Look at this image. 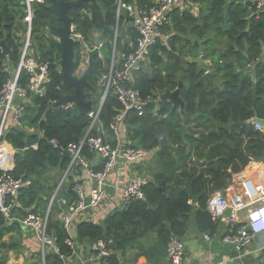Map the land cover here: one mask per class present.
<instances>
[{
    "label": "trees",
    "instance_id": "1",
    "mask_svg": "<svg viewBox=\"0 0 264 264\" xmlns=\"http://www.w3.org/2000/svg\"><path fill=\"white\" fill-rule=\"evenodd\" d=\"M22 1L0 0V39L9 48L7 56L0 49V89L19 64L22 30L26 27ZM152 2L122 0L136 9L149 8ZM181 3L186 7L170 9L166 23L160 28L161 35L168 39L159 38L148 60L132 75V86L148 101L144 114L128 113L115 134L114 119L121 106L115 97L108 95L98 115V126L106 145L116 148L117 140L121 139L128 147L147 151L150 158L138 164L141 172V165H148L142 173L148 181L142 188L144 201H133L126 209L110 215L103 225L83 222L75 227L74 237L90 246L99 240L112 242L114 254L105 259L107 264H118L119 255L138 247L136 240L154 231L158 244L152 250L157 253L162 248L165 250L170 236L180 239L185 236L194 208L198 231L213 237L217 221L206 211L208 197L225 188L233 174L264 160V132L255 129L250 122L255 117L264 120V11L258 13L251 2L243 0H181ZM49 5L50 2L44 0V4L34 8L30 36L34 29L41 30L43 49L36 58L49 63L51 78L58 71L59 58L58 54L47 53L48 42L40 22L47 19L51 25L60 26L61 21ZM85 5L86 11L72 8L67 16L90 47L98 36L101 56L94 58V67L102 76L110 62L114 26L118 23L119 31L124 25L128 28L124 33L129 36L128 40L117 37L115 41L116 50L121 53L129 54L134 50L136 34L129 26V18L122 15L117 21L116 0H88ZM168 51L181 59H196L202 53L213 61V73L218 81L205 78L203 66L167 58ZM74 60L77 66L79 48ZM97 81V75H89L88 82L95 92L86 87V101L94 102L101 97ZM25 82L27 77L20 78L21 84ZM180 83L183 114L168 102L158 103V95L174 92ZM70 92L71 89L59 84L32 95L24 110L23 127L8 128L2 137L16 151L14 167L7 175L28 181L30 185L20 191L10 212L11 223L0 213V254L13 248L2 239L9 231L20 228V220L29 213L45 214L67 170L69 159L50 141L55 139L62 147L78 143L91 123L88 115L75 108L50 109V103ZM183 115L188 116L189 135L185 141L180 136ZM25 127L34 132L28 133ZM91 135L98 136L96 129ZM160 138H165L174 151L163 148L153 154ZM81 153L86 160H94L95 155L87 146ZM208 161L209 165L197 167L198 162ZM100 168L101 165H96L93 170ZM75 172L80 173L81 167L71 169L51 204L47 233L56 238L59 253L46 252L45 264H61L60 256L68 258L71 254L72 228L66 229L53 213L62 215L76 201L72 191ZM195 176L191 190L194 195H201L196 206L189 203L183 188V183ZM59 200L64 202L60 205ZM8 224L11 227H7ZM138 253L149 259L147 253ZM0 264H4L2 258Z\"/></svg>",
    "mask_w": 264,
    "mask_h": 264
},
{
    "label": "built area",
    "instance_id": "2",
    "mask_svg": "<svg viewBox=\"0 0 264 264\" xmlns=\"http://www.w3.org/2000/svg\"><path fill=\"white\" fill-rule=\"evenodd\" d=\"M23 1L25 11L23 23L27 30L22 34L24 37H22L21 41L19 64L0 89V173L3 174L0 176V213L8 220V223L13 221L10 217V212L20 191L27 188L30 184L28 181L15 179L7 175L13 169V167H9L13 156L9 155L1 146L3 141H5L2 137L6 121L9 118L12 128L21 129L23 127L24 110L30 97L41 94L43 90L39 91L40 85L50 79L49 63L37 60L34 51L31 49L30 41L34 8L37 5L44 4V0ZM243 1L251 2L258 13L264 11V0ZM175 6L186 7L184 4L182 5L181 0H153L149 8L136 9L133 5L122 3V0H116V19L117 21L119 20L120 16L123 15V11L127 13V18L130 21L129 26L136 34L135 48L129 54L117 52L115 41L120 36L117 23L114 27V41L107 71L98 79V89L101 97L97 107H93V111L87 114L91 119V123L86 130L85 136L78 143H71L66 147L59 145L55 139L50 141V144L61 154L63 152L70 154L69 165L62 176L63 181L75 166H80L90 180V187L87 193L81 181L74 182L72 191L76 196V201L68 207L66 215L62 214L58 218L66 229L69 228L74 215L83 211L93 210L102 202L106 180L113 172L118 159L138 164L149 154L145 150L128 147L121 139L117 140L116 148H111L106 143L102 147L99 136H92L91 131L96 129L99 132V129H101L98 126V115L108 95L115 97L121 106V110L114 119L113 131L115 134L118 132L119 124L128 113L133 112L137 116L144 114L148 101L132 86V75L140 69L142 63L148 60L150 51L157 43V40L161 37L165 40L168 39L166 35H161L160 28L166 23L170 9ZM70 38L78 43L76 48H79L80 61L75 68L74 76L80 78L88 66L87 53L94 48V45L90 47L73 24L70 28ZM196 59L202 62L204 74L207 72L212 73L214 64L211 59L206 58L202 53ZM35 70H39L40 74L37 75ZM22 77H27V82L24 84L20 83V78ZM14 101H17L15 106H13ZM53 103L50 104L52 105ZM67 108H73V106L69 104L62 107V109ZM252 125L255 129L264 132V128H260L256 123L252 122ZM84 146H87L90 152L98 158L96 161L90 162L82 156L81 152ZM261 162L263 172L259 179H255L251 171V173L247 174L241 173L242 171L240 174H233L231 182L222 190L213 192L206 203V211L214 221L224 218L226 211H230L227 217L229 224L221 237V243L233 249L235 264H249L244 262L245 257L249 254H257L264 260V244L258 243L251 251L248 250L250 245L258 239V236L264 234V160ZM256 163L253 162L250 165L252 166ZM96 165H101L100 170H93ZM233 177L237 178L233 180ZM147 182L144 176L139 175L133 176L127 182L122 191L123 210L133 201L145 200L142 188ZM57 190L58 188L53 193L43 216L29 213L24 219L19 221L21 225L34 231L40 245L42 264H44L47 251L55 254L59 253L56 238L47 233L48 215ZM241 215H243L242 220L240 219ZM203 238L207 242L212 241V237L208 235H203ZM69 245L71 247L70 242ZM111 245V241H97L90 247L88 261L107 264L105 259L114 254ZM165 255L168 264H184V247L180 238L176 236L169 237L165 247ZM67 259V257L60 256L61 264H69ZM22 264L32 263L26 262Z\"/></svg>",
    "mask_w": 264,
    "mask_h": 264
},
{
    "label": "crops",
    "instance_id": "3",
    "mask_svg": "<svg viewBox=\"0 0 264 264\" xmlns=\"http://www.w3.org/2000/svg\"><path fill=\"white\" fill-rule=\"evenodd\" d=\"M127 25H124L121 28V38L128 40L129 36L124 34L127 30ZM18 34V33H17ZM214 70V68H213ZM212 70V73H213ZM214 74V73H213ZM215 81H218L214 77ZM30 103V100L27 104ZM17 104V101H14L13 106ZM1 119V114H0ZM8 128H12L11 120L8 118L6 121V126L4 133ZM28 133H33V129L24 128ZM4 150L12 157L10 160L9 167H14V155L16 151L14 148L8 144L6 141H3L2 145ZM98 158L94 156V161ZM149 161L150 158L146 157L142 161ZM141 161V162H142ZM145 163V162H144ZM142 163V164H144ZM149 162H147L148 164ZM139 164V163H138ZM138 164H132L126 162L122 159H118L117 164L113 172L106 180L105 184V193L102 202L93 210L83 211L72 217L70 227L73 233L71 237V254L68 257L67 261L69 264H99L91 263L88 261L90 245L84 241L79 240L75 236V227L79 223L89 222L96 225H103L104 221L113 213L123 210L122 205V191L125 188L127 182L135 175L142 176L143 171L148 165H141L142 172L139 171L140 167ZM251 165H248L242 170L241 173H249ZM240 174V173H239ZM50 175V174H49ZM74 182L81 181L84 185L86 193L90 187V180L81 170V172H75L72 174ZM144 176V175H143ZM49 177V176H48ZM237 177H233L235 180ZM61 181V179H60ZM59 181V183H60ZM59 185V184H58ZM64 201L59 200L61 205ZM190 203V202H189ZM191 204V203H190ZM196 206L195 204H191ZM48 208V207H47ZM47 210V209H46ZM66 211V210H65ZM63 212V214L65 213ZM195 208L190 215V220L188 224V230L184 237L181 238V242L184 247V264H210L224 262L226 264H235L233 260L235 253L230 246H226L221 243V237L224 233V230L229 224L227 216L221 218L217 221L216 233L212 237L211 242L205 241L203 234L198 231L196 222H195ZM54 217L59 215L53 213ZM240 219H243V215L240 216ZM11 224H8L7 227H11ZM20 228L17 230L9 231L2 239V242L7 245H12L13 248L8 251H2L0 258L3 259L4 264H22V263H32V264H42L40 245L34 231L28 227H25L21 224ZM104 227V226H103ZM138 247L131 249L122 256L119 255L118 264H168L165 250L162 248L160 253H157L152 249L155 245L158 244L157 233L150 232L148 235H145L136 240ZM258 243L264 244V234L258 236V239L253 242L248 248L251 251ZM143 251L149 255V259L145 255H140L138 252ZM48 252V251H47ZM244 262L249 264H264V260L259 257L257 254H249L245 257ZM45 264V258H44Z\"/></svg>",
    "mask_w": 264,
    "mask_h": 264
},
{
    "label": "water",
    "instance_id": "4",
    "mask_svg": "<svg viewBox=\"0 0 264 264\" xmlns=\"http://www.w3.org/2000/svg\"><path fill=\"white\" fill-rule=\"evenodd\" d=\"M50 2L49 9L52 10L56 16L61 21L60 26H53L51 25L50 21L47 19H43L40 22L41 27L44 28V36L47 39L48 42V48L47 53H52L54 50L58 52V62L57 66L59 70L55 72L54 76L51 77L48 81L42 83L39 87V91H42L48 87H52L55 85H61L65 88L71 89L70 93L67 94H61L57 101H55L51 106L50 109L54 110L57 108H62L67 105H72L73 108L78 110L81 113L84 114H90L93 111V102L92 101H86L85 95H84V89L86 87L91 88V85L88 82V77L90 74H95L98 76V79L101 77L99 70H97L94 67V58L100 57V40L98 36H95L94 38V48L87 53L88 57V66L83 72L82 76L80 78H77L74 76L75 71V51L76 47L78 46V43L70 38V28L72 25V19L67 16V11L72 8H80L84 11L87 10V6L85 3L88 0H71V1H65V0H48ZM21 5L24 6V1L21 2ZM123 16L127 18V13L123 11ZM120 37V36H119ZM121 38V37H120ZM0 49L3 55L7 56L9 54V48L7 47L4 40L0 39ZM167 58H171L174 61H179L184 64L186 63H196L198 66H202V62L198 59H181L178 55L173 53L172 51H168ZM36 74L39 75V70H35ZM205 78L210 79L211 81L214 80L215 75L213 73L207 72L204 74ZM182 87V84L180 83L178 88L174 92H164L158 97V103L159 102H168L172 105V107H178L181 113L183 114V108L184 103L179 97V89ZM254 91V88L252 89ZM92 92L95 91L92 89ZM182 132L180 134L183 141H185V137L189 135L188 128L186 126V123L188 121V116L183 115L182 116ZM250 122L256 123L260 128H264V120H260L258 118H253ZM98 136L100 138V145L102 147L105 146V137L102 132V129H99ZM168 148L174 151V148L168 143V141L165 138H162L160 140L158 148L154 149L152 151L153 154L157 153L160 149ZM63 157H66L69 159L70 154L68 152H63ZM211 162H198L197 167L201 168L204 166L209 165ZM195 177L187 179L183 183L184 191L186 192L187 196L190 199L191 204H195L198 198L201 195H194L192 193V184ZM63 181V178L61 179L58 188L60 187L61 183ZM67 211H65L64 215H66ZM230 211L227 210L225 213V216H229ZM103 232L105 233V228L102 227Z\"/></svg>",
    "mask_w": 264,
    "mask_h": 264
},
{
    "label": "rangeland",
    "instance_id": "5",
    "mask_svg": "<svg viewBox=\"0 0 264 264\" xmlns=\"http://www.w3.org/2000/svg\"><path fill=\"white\" fill-rule=\"evenodd\" d=\"M26 30H27V28L25 27V28H23L22 32L25 33ZM113 32H114V28H113ZM22 37H24V35ZM41 37H42V32L39 29H34L32 32V35L30 36L31 49L34 51L35 55H40L41 51L43 49V48H41V46H42V41H41L42 38ZM117 52H119V51L117 50ZM57 70H59V68ZM97 83H98V81H97ZM158 97H159V95H158ZM98 102H99V99L94 100V102H93L94 108L97 107ZM250 171L252 172V175H254L255 179H259V177L261 176V174L263 172L262 162H257L256 164H253L250 168Z\"/></svg>",
    "mask_w": 264,
    "mask_h": 264
},
{
    "label": "flooded vegetation",
    "instance_id": "6",
    "mask_svg": "<svg viewBox=\"0 0 264 264\" xmlns=\"http://www.w3.org/2000/svg\"><path fill=\"white\" fill-rule=\"evenodd\" d=\"M120 37H121V35H120ZM48 47V46H47ZM57 51L56 50H54L52 53L54 54V55H57L58 54V52L56 53ZM111 58V57H110Z\"/></svg>",
    "mask_w": 264,
    "mask_h": 264
}]
</instances>
